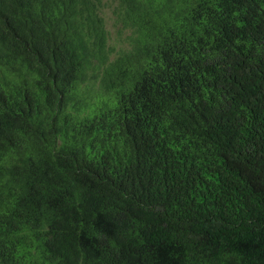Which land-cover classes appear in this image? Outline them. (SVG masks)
<instances>
[{
    "label": "trees",
    "instance_id": "trees-1",
    "mask_svg": "<svg viewBox=\"0 0 264 264\" xmlns=\"http://www.w3.org/2000/svg\"><path fill=\"white\" fill-rule=\"evenodd\" d=\"M0 264H264V0H0Z\"/></svg>",
    "mask_w": 264,
    "mask_h": 264
},
{
    "label": "rangeland",
    "instance_id": "rangeland-1",
    "mask_svg": "<svg viewBox=\"0 0 264 264\" xmlns=\"http://www.w3.org/2000/svg\"><path fill=\"white\" fill-rule=\"evenodd\" d=\"M104 18L106 21V28L108 30L109 40L108 43L113 47L114 52L120 50V48L128 47L126 42V34L120 25L116 24L115 16L113 15L111 8H106L104 11Z\"/></svg>",
    "mask_w": 264,
    "mask_h": 264
}]
</instances>
